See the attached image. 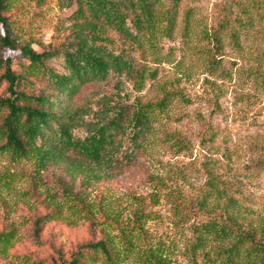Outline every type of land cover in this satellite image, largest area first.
<instances>
[{"label": "rangeland", "instance_id": "rangeland-1", "mask_svg": "<svg viewBox=\"0 0 264 264\" xmlns=\"http://www.w3.org/2000/svg\"><path fill=\"white\" fill-rule=\"evenodd\" d=\"M113 1L122 19L87 27L105 37L88 44L108 60L107 74L60 103L73 141L102 129L107 149L96 161L58 145L46 155L0 154V232L11 234L0 264H50L54 249L101 230L115 236L117 264H213L209 249L191 252L207 214L194 209L207 170L234 186L247 219L264 217V0ZM142 4L149 24L132 19ZM74 9L15 0L12 34L37 51L56 46L80 25ZM2 53L15 68L23 62L16 50ZM165 92L164 110L136 115Z\"/></svg>", "mask_w": 264, "mask_h": 264}, {"label": "trees", "instance_id": "trees-1", "mask_svg": "<svg viewBox=\"0 0 264 264\" xmlns=\"http://www.w3.org/2000/svg\"><path fill=\"white\" fill-rule=\"evenodd\" d=\"M14 1L0 0V49L18 51L23 62L15 68L7 55L0 56V154L8 153L15 159L39 152L46 155L58 145L76 149L88 159H100L108 146L104 131L99 129L96 135L73 141L60 103L86 82L107 74L108 60L88 44L89 39L102 41L105 37L87 27L90 19L121 20L119 4L113 0H64L67 5H75L72 17L79 21V27L71 32L72 39L37 51L28 41L17 43L12 34L10 9ZM140 15L148 24L151 22L153 14L148 4L139 6L133 21L139 23ZM189 15L185 14L187 32ZM174 23V18H168L167 26ZM217 32L212 34L215 41L220 39ZM113 61L118 62L116 58ZM170 99V93L165 92L158 101L139 104L135 113L145 117L154 109L162 111ZM168 137L174 144L185 146L181 136L173 133ZM207 175L206 188L194 202V209L207 214L193 228V257L207 248L213 254V264H264V217L247 219V211L232 192L234 186L210 170ZM119 235L125 243L123 232ZM10 237L9 232H0V244H6ZM114 237L101 230L99 237L70 247L60 245L50 255V264H117ZM133 250L130 241L124 244L125 252ZM146 264L158 262L147 259Z\"/></svg>", "mask_w": 264, "mask_h": 264}]
</instances>
